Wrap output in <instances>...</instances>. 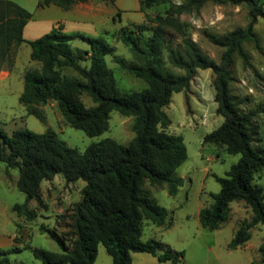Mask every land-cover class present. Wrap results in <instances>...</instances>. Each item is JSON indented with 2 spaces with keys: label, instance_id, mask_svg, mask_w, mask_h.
<instances>
[{
  "label": "trees",
  "instance_id": "obj_1",
  "mask_svg": "<svg viewBox=\"0 0 264 264\" xmlns=\"http://www.w3.org/2000/svg\"><path fill=\"white\" fill-rule=\"evenodd\" d=\"M86 0H38V6L54 4L64 9ZM113 3L115 0H108ZM207 1L215 3L246 2L249 21L222 34H208L211 43L222 47L218 62L202 52L191 38L187 25L181 21L184 12L199 10ZM169 5L160 13L149 15L145 10L154 5ZM138 10L145 20L152 22L150 32L143 24L121 26L110 33L126 45L137 62L127 63L114 53V47L101 36L66 33L60 23L39 37L27 40L23 27L32 14L12 0H0V68L11 64L15 46L26 42L30 46L29 58L39 66L23 72V88L19 101L28 114L46 121L42 106L55 102L65 121L88 136L99 135L108 129L109 112L116 110L132 116L133 137L126 144L106 137L92 142L83 150L71 147L51 128L42 133L27 128L12 130L7 135L0 129V161L6 168H16V187L25 193L22 203L12 209L28 219L35 216L27 204L38 199L43 180L61 174L66 182L79 178L85 180L81 198L72 206L73 237L69 245L57 237L62 251L32 247L33 256L40 264H93L97 244L102 243L113 264H132L133 252L148 253L160 262L177 264L183 252L171 249L154 238L142 239L144 220L157 226L167 225L168 210L157 203L144 183L165 185L168 194H176L182 178L175 169L187 157L181 135L166 128L171 121L164 110L173 92L189 86L196 69L210 68L214 74L215 111L223 117L219 126L203 136L202 144H221L227 153L240 154L225 176L214 175L220 184L212 193V202L198 211L202 228L213 230L230 217L231 202L243 201L251 216L242 220L228 242V248L242 246L251 237L250 229L264 226V189L253 183L256 173L264 170V151L252 144L257 125L256 109L243 111L238 97L230 90L233 78L234 56L244 64L248 54L245 41L257 43L253 30L257 16L264 18V7L258 0H138ZM180 40L173 43L171 35ZM80 38L88 48L73 46L71 40ZM168 62L183 70L173 73L161 66L162 54ZM111 54L113 60L126 71L142 79L140 90H121L112 69L105 61ZM88 60V64L82 61ZM70 68L76 75L64 70ZM90 97L93 105L86 106L81 95ZM55 236L54 232H50ZM16 247L0 250V264H14L9 254ZM163 252H159V250ZM259 260L250 264H264V241L258 247Z\"/></svg>",
  "mask_w": 264,
  "mask_h": 264
},
{
  "label": "rangeland",
  "instance_id": "obj_2",
  "mask_svg": "<svg viewBox=\"0 0 264 264\" xmlns=\"http://www.w3.org/2000/svg\"><path fill=\"white\" fill-rule=\"evenodd\" d=\"M22 6L32 16L30 20H53L65 15L57 5L38 6V0H12ZM113 6L108 0H95ZM182 0H172L179 3ZM264 7V0H258ZM111 4V5H110ZM138 0H117V11L113 21L109 19L101 23L99 30L117 29L121 26L134 27L143 24L144 32L148 34L153 23L145 20L142 12L136 7ZM169 4H159L147 8L149 15L163 12ZM249 5L244 1L234 3H215L207 1L199 10L184 12L181 21L187 25L191 38L197 43L202 52L216 62L223 50L211 43L208 34H222L237 27H244L249 21ZM65 16H68L66 14ZM29 26V24H28ZM27 26V27H28ZM253 30L257 43L245 41L243 48L248 54V63L234 56L233 78L229 83L230 90L238 97L239 106L243 111L256 109L254 122L257 125L252 144L264 151V18L257 16ZM173 43L180 38L170 33ZM114 47V53L124 58L127 63L137 62L129 48L117 36L99 32L98 35ZM73 46L87 49L88 43L80 38L71 40ZM30 46L23 42L17 50V62L11 69L9 80L0 86V129L7 135L12 130L27 128L42 133L51 128L71 147L83 150L92 142L110 137L117 142L126 144L133 137L132 116H125L116 110L109 112L108 129L99 135L88 136L79 128L70 126L63 118L57 104L43 105L42 109L46 121L42 122L33 114H28L25 106L20 103L19 95L23 87L21 70L35 67L39 62L29 58ZM107 65L112 69L117 86L121 90H140L145 87L142 79L123 69L113 60L111 54L105 55ZM88 64V60L82 61ZM9 65V62H7ZM161 66L173 73L183 70L171 65L166 53L162 54ZM65 72L76 75L67 68ZM214 74L212 69L197 68L189 86L179 92H173L170 102L164 107L170 118V125L166 130L181 135L186 146L187 157L174 171L175 176L182 178V184L176 194H168L165 185L155 186L145 182L144 185L151 192L158 204L168 210L167 225L157 226L144 220L142 224V239L154 238L169 246L173 250L182 251L183 256L177 264H250L259 260L258 247L264 241V226L257 225L250 229L251 237L242 246L228 248V242L233 236L238 224L251 216L250 208L243 201H232L229 219L219 228L208 230L202 228L198 222L197 212L200 207L212 202V193H217L220 184L214 175L225 176L230 166L236 163L240 154H230L221 144H202L203 136L219 126L223 117L215 111ZM86 106L93 105L90 97L81 95ZM18 170L6 168L0 161V236L4 238L1 249L16 247L9 254L14 264H40L32 254V247L46 250L62 251L57 237H63L64 243L69 245L73 237L72 206L80 200L85 180L79 178L66 182L61 174L51 180L41 182L38 199H31L27 206L35 212L32 219L18 215L12 205L24 202L26 195L16 187ZM253 183L264 189V170L255 174ZM54 232L55 236H51ZM163 252V250H159ZM132 264H169L160 262L148 253L133 252ZM93 264H113L110 255L102 243L97 244V253ZM263 264V263H261Z\"/></svg>",
  "mask_w": 264,
  "mask_h": 264
},
{
  "label": "crops",
  "instance_id": "obj_3",
  "mask_svg": "<svg viewBox=\"0 0 264 264\" xmlns=\"http://www.w3.org/2000/svg\"><path fill=\"white\" fill-rule=\"evenodd\" d=\"M112 4L113 6H108V4L105 2H96L95 0H86L84 2H77L68 9H64L60 6H56L60 10L62 9L63 12H65V15L68 14V16L63 15L62 17L53 19V20H42V19L30 20L29 19L28 22L23 27V37L27 40L35 39L39 37L40 35H42L43 33L47 32L52 26L56 25L57 23H60L62 25L63 27L62 29L66 33H82L84 35L96 36L99 34L100 31H102L103 33L110 34L116 28L115 29L104 28L102 30L101 29L99 30L98 26L101 23L109 21V19L113 21V15L117 11V8H116L117 0H115ZM136 9L138 10V4H137ZM22 44L23 42L15 46L14 52L11 55L12 56L11 64L9 65L3 64L1 66L0 86L4 81L10 79L11 69L17 62V55H16L17 50L18 48L21 47ZM35 66L37 67L39 66V64ZM25 69H22L20 72L22 78H23V72ZM47 104L54 105L55 102H49ZM197 216H198V212H197ZM3 246H4V238L0 236V247H3Z\"/></svg>",
  "mask_w": 264,
  "mask_h": 264
}]
</instances>
